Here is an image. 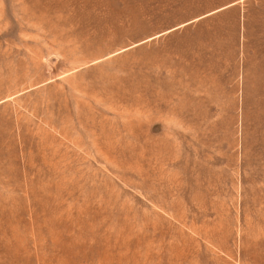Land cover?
<instances>
[{
	"label": "rangeland",
	"instance_id": "obj_1",
	"mask_svg": "<svg viewBox=\"0 0 264 264\" xmlns=\"http://www.w3.org/2000/svg\"><path fill=\"white\" fill-rule=\"evenodd\" d=\"M0 264H264V0H0Z\"/></svg>",
	"mask_w": 264,
	"mask_h": 264
},
{
	"label": "crops",
	"instance_id": "obj_2",
	"mask_svg": "<svg viewBox=\"0 0 264 264\" xmlns=\"http://www.w3.org/2000/svg\"><path fill=\"white\" fill-rule=\"evenodd\" d=\"M233 6H234V3L229 4V5H226V6H223V7H221V8L216 9V10H213V11H209V12H207L206 14H204L203 16L196 17V18H194V19H192V20H190V21H186V22L182 23V24L180 25V27H181V29H182L183 27L188 26V25H189L190 23H192V22H196V21H199V20H206V19H208L211 15H213V14H217V13H219L220 11H223V10L229 9V8H231V7H233Z\"/></svg>",
	"mask_w": 264,
	"mask_h": 264
}]
</instances>
